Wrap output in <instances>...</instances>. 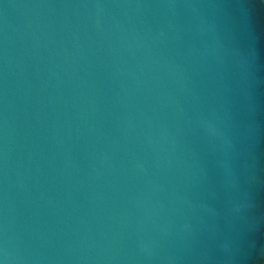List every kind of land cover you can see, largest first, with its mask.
<instances>
[{
    "label": "water",
    "instance_id": "95a60500",
    "mask_svg": "<svg viewBox=\"0 0 264 264\" xmlns=\"http://www.w3.org/2000/svg\"><path fill=\"white\" fill-rule=\"evenodd\" d=\"M17 264H264V0H0V245Z\"/></svg>",
    "mask_w": 264,
    "mask_h": 264
},
{
    "label": "clouds",
    "instance_id": "9594fccd",
    "mask_svg": "<svg viewBox=\"0 0 264 264\" xmlns=\"http://www.w3.org/2000/svg\"><path fill=\"white\" fill-rule=\"evenodd\" d=\"M17 259L15 250L7 246V240L0 245V264H17Z\"/></svg>",
    "mask_w": 264,
    "mask_h": 264
}]
</instances>
